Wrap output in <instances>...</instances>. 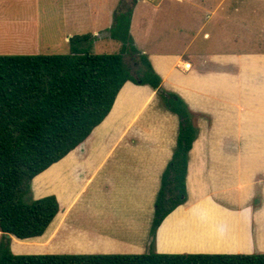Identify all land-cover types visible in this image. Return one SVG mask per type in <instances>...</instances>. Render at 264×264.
Listing matches in <instances>:
<instances>
[{
	"label": "crops",
	"instance_id": "1",
	"mask_svg": "<svg viewBox=\"0 0 264 264\" xmlns=\"http://www.w3.org/2000/svg\"><path fill=\"white\" fill-rule=\"evenodd\" d=\"M96 1L102 6L95 8ZM106 1H69L64 14L69 31L61 43L70 45L73 36L90 34L96 37L93 51L101 41L112 40L108 30L121 0H110L109 5ZM181 2L151 3L148 10L153 12L155 6L159 11L146 22V31L141 6L150 2L138 0L130 28L136 47L161 76L162 89L182 97L196 129L187 201L163 221L153 249L159 254H264V52H230L231 15L210 10L205 20L207 0L189 1L195 8L193 44L201 35L208 42V48L199 44L189 52V43L178 42L188 28ZM34 8L39 10L36 4ZM25 9L19 25L33 20V11L27 15ZM159 19L167 40L155 29ZM56 37L31 41L50 43ZM19 40L14 39L17 45L12 48H39L21 46ZM158 94L149 86L127 82L91 135L33 179L32 198L53 195L60 212L40 237L20 240L10 235L15 255L67 253L65 246L57 247L59 237L77 224L89 232L80 238L84 244L76 254L149 253L156 197L179 132L178 116L165 108ZM78 241L74 239L76 246Z\"/></svg>",
	"mask_w": 264,
	"mask_h": 264
},
{
	"label": "trees",
	"instance_id": "2",
	"mask_svg": "<svg viewBox=\"0 0 264 264\" xmlns=\"http://www.w3.org/2000/svg\"><path fill=\"white\" fill-rule=\"evenodd\" d=\"M121 0L108 32L119 53L93 54L96 37L70 39L69 54L0 55V264H264V254H159L163 221L187 201L189 153L196 137L186 102L162 89V78L135 45L131 20L138 0ZM127 82L158 91L179 118L173 156L161 177L151 250L141 255H15L9 236H42L59 213L54 196L31 198L33 179L83 143L109 115Z\"/></svg>",
	"mask_w": 264,
	"mask_h": 264
},
{
	"label": "rangeland",
	"instance_id": "3",
	"mask_svg": "<svg viewBox=\"0 0 264 264\" xmlns=\"http://www.w3.org/2000/svg\"><path fill=\"white\" fill-rule=\"evenodd\" d=\"M26 1H28L30 4L29 6L26 5L27 9H25ZM36 1L37 0H0V55H63L70 53L69 43L61 42L63 39L67 38L65 35L69 31V19H65L64 14L66 12V8L69 6V1L71 0H41V2L37 3ZM147 1L150 2L149 5L143 4L141 6L143 13L140 14L145 27L149 26L146 24V22L149 20L150 16H156V12L154 10L159 11V8L154 6L151 7L153 9V12H150L148 10V7L151 6V3H153L154 5L158 4L160 0ZM189 1L192 0H182L180 4L181 9L186 14L185 25L188 28L184 35L180 34L178 36V42L185 44L189 43L191 45V50L189 52L193 53L195 47H197V45L199 44L203 48V50L204 48H208V42L205 41L203 35H201V38L193 44L194 38L196 36V31L193 23L194 17H192L195 12V8ZM109 2L110 0H107L106 5H109ZM125 2L129 5L131 4V0H126ZM184 2L186 3L184 4ZM35 4L39 6L40 12L39 10H36L34 8ZM99 5L102 6L101 1H96L94 7L97 8V6ZM205 5L207 7H205L206 11L204 13L208 11V13L205 15V20H209L211 13L210 10H217L219 13H229L231 15V22L228 24L233 36L230 49H228L230 50V52H264V0H207ZM24 9L27 15H29V12L31 13V11H33V13L31 14V16H33V20L30 19V23L27 22L26 24L19 25V22L24 18L21 13L24 11ZM94 11L98 12L97 9H94ZM104 12L105 11L103 10L102 13ZM158 15L160 16L161 14L159 13ZM162 22V19H159L156 22L155 29L163 41L169 39V37L165 33V31L162 30ZM39 23H41V25H39ZM241 23L242 25H240ZM36 27L41 28L42 33L36 32ZM175 27L177 28L179 27V25ZM210 28L211 27H209L208 24L206 32H209ZM147 30L148 27L146 28V31ZM51 35H53L54 37H56L57 35V37L55 40L50 41V43L44 41L39 44L34 43L37 39H41L42 37H49ZM14 39H21V46L30 47V45H38L39 48L30 50H28L29 48L14 49L12 47L17 45L14 44ZM137 39L139 40V45H141V37H137ZM31 40H33L34 42H32ZM120 49L121 44L119 42L108 39L105 41H101L96 46H94L92 53L116 54L120 52ZM92 212L93 211H90V213ZM88 232L89 229L85 228L84 224H77V226L72 227L67 234H61L59 237V240L61 239V241L57 243V247L63 248L65 246L67 253L57 252L52 253V255H79L76 253H80L78 251H80V249L83 247L81 246L82 241L80 240V238L84 237ZM67 239H69V241L71 240V242H69ZM74 239L79 240L78 246H76L77 243L74 242ZM74 244L75 246H73Z\"/></svg>",
	"mask_w": 264,
	"mask_h": 264
},
{
	"label": "built area",
	"instance_id": "4",
	"mask_svg": "<svg viewBox=\"0 0 264 264\" xmlns=\"http://www.w3.org/2000/svg\"><path fill=\"white\" fill-rule=\"evenodd\" d=\"M187 68L189 67V65L186 66Z\"/></svg>",
	"mask_w": 264,
	"mask_h": 264
}]
</instances>
